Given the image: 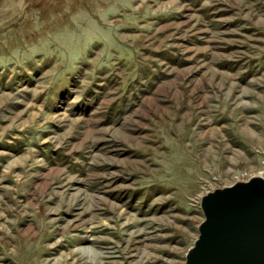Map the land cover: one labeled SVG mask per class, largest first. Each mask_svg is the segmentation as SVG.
<instances>
[{
  "label": "rangeland",
  "instance_id": "rangeland-1",
  "mask_svg": "<svg viewBox=\"0 0 264 264\" xmlns=\"http://www.w3.org/2000/svg\"><path fill=\"white\" fill-rule=\"evenodd\" d=\"M260 177L264 0H0V264H185Z\"/></svg>",
  "mask_w": 264,
  "mask_h": 264
},
{
  "label": "water",
  "instance_id": "water-1",
  "mask_svg": "<svg viewBox=\"0 0 264 264\" xmlns=\"http://www.w3.org/2000/svg\"><path fill=\"white\" fill-rule=\"evenodd\" d=\"M207 195L185 264H264V179Z\"/></svg>",
  "mask_w": 264,
  "mask_h": 264
}]
</instances>
